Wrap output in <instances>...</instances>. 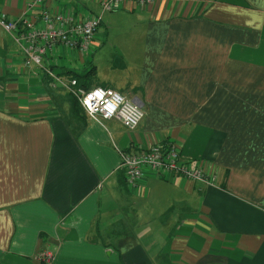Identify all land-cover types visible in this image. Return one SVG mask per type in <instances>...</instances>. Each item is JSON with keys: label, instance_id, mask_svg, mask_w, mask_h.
Here are the masks:
<instances>
[{"label": "crops", "instance_id": "obj_1", "mask_svg": "<svg viewBox=\"0 0 264 264\" xmlns=\"http://www.w3.org/2000/svg\"><path fill=\"white\" fill-rule=\"evenodd\" d=\"M28 1L0 0V18L35 19ZM45 2L72 17L100 10L99 0ZM115 11L130 16L109 46L132 59L85 82L139 101L134 130L73 113L0 25V264H41L43 250L54 253L48 264H264V0ZM84 55L58 46L42 63L72 76ZM157 141L212 166L215 185L147 172L132 188L119 151ZM129 223L134 235L119 236Z\"/></svg>", "mask_w": 264, "mask_h": 264}, {"label": "built area", "instance_id": "obj_2", "mask_svg": "<svg viewBox=\"0 0 264 264\" xmlns=\"http://www.w3.org/2000/svg\"><path fill=\"white\" fill-rule=\"evenodd\" d=\"M155 0H99V12L87 15L65 14L59 9L46 6L45 0H29L24 6V14H30L35 8L37 17H19L13 20L0 18V25L6 32H12L16 44L22 53V63L25 67L42 68L51 80L50 87L60 85L64 91L80 104L86 116L94 120L117 119L126 129L134 130L142 121L144 114L139 101L125 97L112 88L94 86L84 87L73 76L56 74L51 68L43 65V57L56 47L78 51L86 54L92 46L94 33L100 25L102 14L112 12L127 3L135 7L146 8ZM178 145L174 142H154L140 152L119 151L118 164L124 170L126 182L137 187L144 174L151 172L155 176L172 174L175 177L215 185V173L212 166L198 160L181 161ZM38 259L43 264L50 263L54 253L43 250Z\"/></svg>", "mask_w": 264, "mask_h": 264}, {"label": "rangeland", "instance_id": "obj_3", "mask_svg": "<svg viewBox=\"0 0 264 264\" xmlns=\"http://www.w3.org/2000/svg\"><path fill=\"white\" fill-rule=\"evenodd\" d=\"M103 16V25H101L99 28H103L104 35L102 40L104 41V46L103 44H99L97 49L94 48V46H91L86 55L83 56V62L75 59L76 63L71 64L75 69L73 71L77 75V78L80 80H84L85 78H87L90 84H92L94 80H97L102 76V68H110L112 65H118L119 63L124 64L126 63V60L130 61L132 59L130 57L120 56V54L116 52L117 50L114 49V47L109 46L113 42L112 39H114V36L118 32L117 27L125 28L128 24L127 22H125V20L128 19L130 15H128L127 13H122V11H112L110 13L105 12ZM118 16H120L119 18L122 19L121 23L118 26L110 25V23H108L107 18H117ZM116 43L119 42L116 41ZM110 48L113 54L110 53ZM96 51L97 53L95 55L94 52ZM133 229L134 225H132V223L125 224L123 228H119V236L126 237L129 235H134Z\"/></svg>", "mask_w": 264, "mask_h": 264}, {"label": "trees", "instance_id": "obj_4", "mask_svg": "<svg viewBox=\"0 0 264 264\" xmlns=\"http://www.w3.org/2000/svg\"><path fill=\"white\" fill-rule=\"evenodd\" d=\"M10 33L12 34V32H10ZM69 72L71 73V71H69ZM72 73H73L72 76L75 77V79H77V81L80 85H82L84 87H88V85L85 82L86 78L84 80H80L77 78V75L74 73V71ZM71 98H72L71 103H69L71 105V111L77 115V113L80 112V109H82V107L80 106L79 103H77V101L73 97H71ZM41 264H43V263L41 262Z\"/></svg>", "mask_w": 264, "mask_h": 264}]
</instances>
